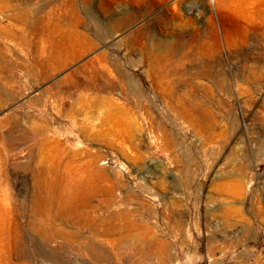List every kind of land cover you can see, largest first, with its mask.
<instances>
[{"label":"rangeland","instance_id":"rangeland-1","mask_svg":"<svg viewBox=\"0 0 264 264\" xmlns=\"http://www.w3.org/2000/svg\"><path fill=\"white\" fill-rule=\"evenodd\" d=\"M0 264H264V0H0Z\"/></svg>","mask_w":264,"mask_h":264},{"label":"bare ground","instance_id":"bare-ground-1","mask_svg":"<svg viewBox=\"0 0 264 264\" xmlns=\"http://www.w3.org/2000/svg\"><path fill=\"white\" fill-rule=\"evenodd\" d=\"M13 30V29H12ZM14 32V31H13ZM57 37V36H56ZM57 39V38H56ZM59 39V38H58ZM55 42V41H54ZM72 51H74V50H72ZM73 56H74V58H75V53L73 54ZM159 58V57H158ZM38 59V58H37ZM66 59V58H65ZM41 60V59H40ZM60 60V59H59ZM40 64H41V62H39ZM45 63V62H44ZM43 64V63H42ZM41 64V65H42ZM156 65V64H155ZM44 66H46V68H47V70H48V72L50 71V72H53L54 73V71L56 70V69H59L60 67L62 68V66H64V62L63 61H57V62H54L53 61V58L51 59V61H49V62H47L46 63V65L44 64ZM154 67V66H153ZM40 68V67H39ZM42 68V67H41ZM45 68V67H44ZM83 68V67H82ZM152 68V67H151ZM43 69V68H42ZM41 69V70H42ZM46 70V69H45ZM152 72L154 71L153 70V68L152 69H150ZM150 71V72H151ZM156 71H158V70H155V72ZM162 71V70H161ZM46 73H47V71H46ZM51 75V74H50ZM68 80V79H67ZM66 80V81H67ZM65 81V80H64ZM79 82V81H78ZM69 83V82H68ZM65 84V83H64ZM95 84V83H94ZM75 85V84H74ZM90 85V84H89ZM79 88V87H78ZM86 88V87H85ZM57 89V88H56ZM60 89V88H59ZM62 89V88H61ZM97 89V88H96ZM73 90V89H72ZM78 90V89H77ZM83 90V89H82ZM57 92V91H56ZM87 92V91H86ZM96 92V91H95ZM73 93V92H72ZM58 104H60L59 102H58Z\"/></svg>","mask_w":264,"mask_h":264}]
</instances>
